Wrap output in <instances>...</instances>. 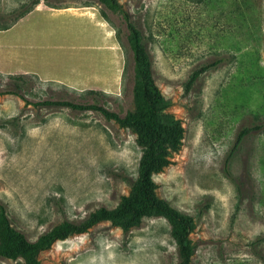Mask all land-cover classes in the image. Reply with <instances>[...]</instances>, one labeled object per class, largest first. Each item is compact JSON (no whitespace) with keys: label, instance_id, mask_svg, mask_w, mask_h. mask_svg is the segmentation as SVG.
Wrapping results in <instances>:
<instances>
[{"label":"rangeland","instance_id":"obj_1","mask_svg":"<svg viewBox=\"0 0 264 264\" xmlns=\"http://www.w3.org/2000/svg\"><path fill=\"white\" fill-rule=\"evenodd\" d=\"M25 1L0 0V14ZM117 1L139 26L154 83L182 126L179 149L152 180L158 197L194 221L188 264H264V241L249 244L264 234V0ZM38 4L90 10L100 18L102 10L121 67L112 91L83 93L27 73L22 98L0 93V202L29 240L61 220L114 207L127 194L140 156L134 134L99 112L40 104L94 102L119 115L133 109L132 60L121 16L95 0ZM21 19L0 34V45L17 57L15 63L35 61L57 75L81 78L113 69L114 58L90 46L100 38L84 21L43 13ZM213 61L184 90L190 73ZM8 81L0 76V91ZM253 124L262 127L229 154L237 130ZM38 259L40 264H175L176 256L166 220L155 216L125 235L102 221L54 241ZM0 264L23 263L0 257Z\"/></svg>","mask_w":264,"mask_h":264},{"label":"trees","instance_id":"obj_2","mask_svg":"<svg viewBox=\"0 0 264 264\" xmlns=\"http://www.w3.org/2000/svg\"><path fill=\"white\" fill-rule=\"evenodd\" d=\"M111 12H117L124 23L127 48L131 53L132 78L131 98L133 109L119 115L97 103H79L69 100H44L40 104L57 105L70 109L94 110L106 120H112L118 127L130 130L135 136V143L139 147L140 156L137 161L135 175L127 182L128 192L121 195L114 207L99 206L79 220H61L48 230L40 233L33 240H29L19 229L15 228L8 217L6 207L0 202V257L8 259H22L23 264H40L38 254L50 247L56 240H63L70 236L87 232L90 228L102 221H108L111 226L120 229L123 235L140 225L144 218L161 216L168 225V234L171 238L176 261L175 264H188L194 252V243L189 238L193 230L192 217L157 196L156 185L152 175L165 167L170 157L180 146L182 126L180 121L167 110L169 100L163 97L155 85L151 74V62L141 35L139 26L130 18L127 10L117 0H95ZM40 0H27L17 4V9L10 13L0 14V30L11 27L19 18L30 12ZM89 4H84L87 6ZM64 8L66 6H51ZM100 16L108 22L102 10ZM114 35L117 39V30ZM120 48L121 45L119 44ZM215 64V61L202 64L195 68L188 76L184 90H188L195 79L205 70ZM35 79L36 75L31 74ZM8 82L0 93H13L22 98L26 83L25 74H5ZM51 83V81H46ZM73 90V89H71ZM83 93H100L95 90H82ZM262 124L241 126L234 137L230 153L240 145L243 138L250 132L258 130ZM264 241V234L257 236L251 242L254 247Z\"/></svg>","mask_w":264,"mask_h":264},{"label":"crops","instance_id":"obj_3","mask_svg":"<svg viewBox=\"0 0 264 264\" xmlns=\"http://www.w3.org/2000/svg\"><path fill=\"white\" fill-rule=\"evenodd\" d=\"M35 13H43L50 16L60 15L64 16L65 19L74 18V20L80 22L84 21L88 25L92 26L94 28V31H97L100 40L99 42L90 46L95 50L104 51V53H108L110 57H113L117 68H115L114 65L113 69L111 68V70L109 71H104L105 73L102 76L94 75L87 76L85 78L77 76L70 77L69 75H57L49 70H46L45 66H41L35 61L30 64H26V66L23 64L15 63L18 62V60H16L17 57L13 59V57H11V53L7 52L8 47L0 45V73L34 74L40 81H52L76 90L95 89L112 91L113 86H116L118 80V71L120 69L119 67H121V55L115 41L113 40L114 38H112L111 33L107 27L106 21L90 10H82L76 7H65L51 10L40 4H37L30 12L25 14L22 19H20L26 20ZM6 32H9L8 29L0 31V34ZM30 45V42H28L25 46L30 47ZM13 47L14 45L12 46V48ZM39 48L40 47H36V50H39Z\"/></svg>","mask_w":264,"mask_h":264}]
</instances>
